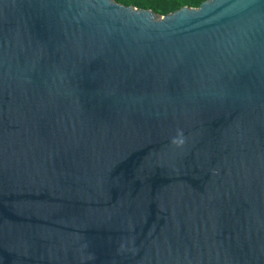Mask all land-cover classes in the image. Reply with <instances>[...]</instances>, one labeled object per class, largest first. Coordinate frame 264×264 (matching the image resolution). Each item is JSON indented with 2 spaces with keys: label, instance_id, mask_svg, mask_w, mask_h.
<instances>
[{
  "label": "water",
  "instance_id": "water-1",
  "mask_svg": "<svg viewBox=\"0 0 264 264\" xmlns=\"http://www.w3.org/2000/svg\"><path fill=\"white\" fill-rule=\"evenodd\" d=\"M0 264H264V0H0Z\"/></svg>",
  "mask_w": 264,
  "mask_h": 264
},
{
  "label": "trees",
  "instance_id": "trees-1",
  "mask_svg": "<svg viewBox=\"0 0 264 264\" xmlns=\"http://www.w3.org/2000/svg\"><path fill=\"white\" fill-rule=\"evenodd\" d=\"M124 6L149 9L160 16L170 14L182 7L197 8L205 0H114Z\"/></svg>",
  "mask_w": 264,
  "mask_h": 264
}]
</instances>
